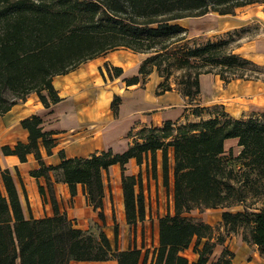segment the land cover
<instances>
[{
  "label": "trees",
  "instance_id": "16d2710c",
  "mask_svg": "<svg viewBox=\"0 0 264 264\" xmlns=\"http://www.w3.org/2000/svg\"><path fill=\"white\" fill-rule=\"evenodd\" d=\"M255 0H0V117L12 106L34 93L44 108L58 103L61 97L53 85L55 77L66 75L80 64L117 48L148 56L142 60L138 74L143 81L155 71L162 79L156 94L172 89L170 77L180 71L175 88L187 97L190 115L181 121H165L161 126H143L134 134L128 149L114 154L111 149L88 157L65 158L56 166H45L40 146L51 155L54 133L43 130V121L31 115L20 121L28 132L27 142L3 146L4 155L17 156L25 162L32 155L39 169L34 177L43 176L54 215L41 219L25 218L15 180L8 169L0 168V264H69L70 261H105L118 264H146L149 250L118 251V225L112 212L114 248L105 233L97 235L76 228L72 220L60 214L51 184H67L71 197L80 185L86 203L104 224L102 199L103 174L111 165L121 170V188L126 224L135 226L145 219V200L141 172L124 174V166L133 159L145 166L152 179L168 189L172 179L173 213L158 219V246L149 264H233V255L223 249L209 263V256L222 238L213 240L209 224L187 216L193 209L227 208L243 205L235 213L223 211L221 225L227 234L242 230V240L255 245L264 256V202L252 209L244 205L248 195L260 194L264 186V112H252L233 118L201 107L199 76L215 74L224 82L248 79L247 67H257L234 54L229 42L220 40L192 47L179 45L186 30L177 22L209 12L232 14L236 7ZM111 78L122 74L121 68L106 65ZM101 72V70H100ZM138 76L123 79L126 86L137 84ZM120 98L113 96L111 109L118 112ZM207 115L208 118H204ZM236 138L237 156L224 154V141ZM160 155L158 161L157 155ZM171 153V157H170ZM237 167V169H235ZM14 173L18 176L17 169ZM18 181H21L18 177ZM22 187V185H21ZM136 188L138 191L136 192ZM22 191L27 204L25 191ZM45 199V190L39 187ZM194 245L197 254L189 262L180 253Z\"/></svg>",
  "mask_w": 264,
  "mask_h": 264
},
{
  "label": "crops",
  "instance_id": "0c3cea01",
  "mask_svg": "<svg viewBox=\"0 0 264 264\" xmlns=\"http://www.w3.org/2000/svg\"><path fill=\"white\" fill-rule=\"evenodd\" d=\"M219 17L218 23H220L222 32L246 28L251 25L256 26L255 32L250 36H246L247 33H245L235 42L232 50L234 54L264 69V7L248 4L236 7L232 14L219 15ZM120 49L88 60L68 74L56 77L60 78L61 82L58 86L55 85L54 78L53 85L61 97L58 103L44 108L36 95L30 93L23 102L15 104L0 117V168L8 169L11 172L18 189L25 218L29 216L34 219L51 217L54 212L47 193L46 179L43 176L34 177L31 175L32 171L39 169L38 161L32 155H28L25 162H20L17 156L2 153L1 148L5 145L13 147L17 142H27L28 132L20 125L22 119L37 115L43 121V130L54 133L56 142L51 155H46L42 146H40V153L45 166H56L61 161L59 152H63L65 158H85L93 153L98 154L108 149H111L114 154H121L128 149L132 142V139L128 137L130 130L140 129L143 126H161L165 121H183L185 115L189 117V120L194 118L190 115L192 105L188 98L178 92L174 84H171L170 91L158 95L156 89L162 79L155 71L143 81L138 70L142 60L146 58L145 54L134 53L124 48ZM105 64L108 68H121L122 74L116 78L104 76L103 65ZM133 76H138V83L126 86L123 79ZM100 80L103 87L98 86ZM105 80L110 84L105 85ZM116 81H120V85H116ZM199 85L200 94L195 103L200 106L207 103H218L233 118H240L252 112H264V78L252 77L224 82L219 76L209 73L199 76ZM108 86L109 90L106 89ZM103 91L109 95L104 96L106 101L101 104L99 95ZM114 95L120 98L117 114H114L111 109V97ZM223 149L224 154L230 150L233 154L238 153L240 148L237 146V139H226ZM157 158L160 161L159 153ZM124 168V174L127 176H137L141 172L145 219L142 222H137L135 226H129L125 221L121 170L118 164L111 165L108 171L103 174L104 224L98 219L97 213L87 205L80 185H77L76 195L71 197L67 184L55 180L51 172L50 181L59 213H64L69 220H72L76 228L93 232L91 227L98 226L114 248L113 212L118 225L116 242L118 251L138 249L143 255L145 250H149L146 263L149 264L152 251L158 246V219L167 212L173 213L172 179L168 189L164 188L158 177L160 175L161 178L159 164L157 179H152L145 166L139 167L133 159H129ZM14 169H17L18 176L15 175ZM21 185L25 191L27 204ZM40 186L45 190V199L39 193ZM192 212L193 210L188 216L194 218ZM204 214L205 212L198 214L202 221H205ZM220 220L221 213L216 222H220ZM207 223L212 225L210 222ZM216 247L220 249L215 260L220 256L222 250L226 249L233 255V264H260L258 259L262 261L261 264H264V256L259 254L255 245L244 242L241 234L230 233L226 240L221 245L217 244ZM180 254L186 257L189 262L197 257L193 243ZM213 261L209 259V263ZM69 264L118 263L115 259H109L105 261H70Z\"/></svg>",
  "mask_w": 264,
  "mask_h": 264
},
{
  "label": "rangeland",
  "instance_id": "374dc122",
  "mask_svg": "<svg viewBox=\"0 0 264 264\" xmlns=\"http://www.w3.org/2000/svg\"><path fill=\"white\" fill-rule=\"evenodd\" d=\"M252 4L256 7H264V0H255V2H253L249 5H252ZM219 18L220 17H219L218 13L209 12L206 15L201 16V17L185 18V19H182L179 22H177V23H179V25H181L186 30V34H185L186 39L184 41H182L179 45L192 47L195 45L206 43L207 41L217 42L220 40H226L229 42V48L232 49L233 46L235 45V42L239 38H242L245 33H247L246 36H250L256 30V26L251 25V26H248L246 28H240V29H234V30H228V31L222 32L221 28H220V23H218ZM119 50H121V49L117 48V49L113 50V52L119 51ZM128 53H131V52H128ZM147 56H148L147 54L144 55V57H147ZM103 66H104L103 75L104 76L106 75L108 77L107 71L105 68L106 64ZM109 71L112 72V67L109 68ZM180 73H181L180 71H173V74L170 77L171 84H174V82L179 78ZM243 73L246 75L247 78H252V77L264 78V69L259 68V67H247ZM60 83H61L60 78L55 77V85L58 86ZM115 83H117L116 85H120L119 84L120 81H116ZM104 84L109 85L110 83L107 80H105ZM98 86L103 87L102 81L100 82V84H98ZM122 86H123V83H122ZM109 88L110 87L108 86L106 89L109 90ZM107 95H109L107 92H104V91L102 93L100 92L99 96L101 98V101H100L101 104L106 101V98L104 96H107ZM111 99H113V97H111ZM203 105L204 106H201V107H204V108L208 109L209 111L216 112L218 114H221L224 112V107L218 103H214V104H208L207 103V104H203ZM204 118L206 119V118H208V116L204 115ZM189 121L195 122V121H198V119L194 120V118H191ZM181 122H183V121H181ZM137 130L138 129H134L132 131V134H134ZM238 153L233 154V155L237 156ZM235 169H237V167H235ZM158 177L161 180L160 175H158ZM162 190H164V189L162 188ZM259 192H260V194H257L256 196L248 195L245 199L244 205H247L248 207H251L252 209L261 207V204L264 202V186L259 187ZM242 207H243V205L239 204V205H234V206H230L227 208L202 209V210L201 209H193V212H192L194 215L193 219L201 221L205 224H208L207 222L212 223L211 227L214 230V236H215L213 238V240L216 241V238L219 237V238H222L223 242H224L226 240V237L229 234H227L224 231V228L221 225V220H220V222H216L217 217L223 211H230V212L235 213L237 211L242 210ZM190 212L187 213L186 215L188 216V214H191ZM200 212H205V214L203 216L205 221L200 220L201 217L200 218L198 217V214ZM91 229L95 231V232L90 231L94 235H97L98 232L101 230L96 225H93L91 227ZM217 233H218V235H217ZM241 233H242V230H239L238 234H241ZM223 242H221V243L219 242L217 244L221 245ZM216 245L214 246L213 251H212L213 255L211 254L212 256L211 255H210L211 257L209 256L210 261L215 260L217 254L219 253L220 248L216 247ZM258 262L261 264L262 261L260 259H258Z\"/></svg>",
  "mask_w": 264,
  "mask_h": 264
}]
</instances>
